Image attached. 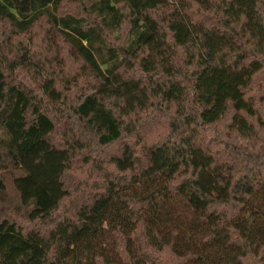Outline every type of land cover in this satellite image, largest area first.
Masks as SVG:
<instances>
[{
	"label": "trees",
	"instance_id": "16d2710c",
	"mask_svg": "<svg viewBox=\"0 0 264 264\" xmlns=\"http://www.w3.org/2000/svg\"><path fill=\"white\" fill-rule=\"evenodd\" d=\"M0 264H264V0H0Z\"/></svg>",
	"mask_w": 264,
	"mask_h": 264
},
{
	"label": "rangeland",
	"instance_id": "374dc122",
	"mask_svg": "<svg viewBox=\"0 0 264 264\" xmlns=\"http://www.w3.org/2000/svg\"><path fill=\"white\" fill-rule=\"evenodd\" d=\"M10 195L14 198L15 195H14V192L13 191H10Z\"/></svg>",
	"mask_w": 264,
	"mask_h": 264
}]
</instances>
